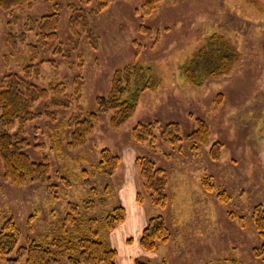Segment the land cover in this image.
Returning <instances> with one entry per match:
<instances>
[{"label": "rangeland", "instance_id": "1", "mask_svg": "<svg viewBox=\"0 0 264 264\" xmlns=\"http://www.w3.org/2000/svg\"><path fill=\"white\" fill-rule=\"evenodd\" d=\"M75 5L82 7L83 3L35 0L9 11L0 9L1 80L10 74L23 75L34 57L28 44H38L36 34L29 33L27 43L15 49L8 42L9 33L21 34L29 18L40 19L60 8L58 34L63 49L58 54H53L54 49L40 50L32 61L39 64V73L30 81L39 88L64 85L65 97L72 99L68 107L39 101L33 112L40 118L11 127V134L27 143L25 152L34 162L48 160L50 185L56 187L57 197L49 194L45 183L18 187L5 181L0 159V229L6 219L13 218L22 232L21 245L32 239L46 243L58 233V222L69 211V204L82 207L84 201L94 200L89 211L80 210L81 215L98 222L101 241L125 246L122 236L126 233L119 228L127 210H133L134 197L137 201L138 193L145 194L136 166L137 157L145 156L169 176L166 208L152 206L146 195L142 204L137 201L149 219L161 215L171 230L169 242L148 252L153 253L151 264L227 263L224 260L264 264V233L252 217L257 206L264 208V0H164L144 21L152 29L149 37L140 30L139 0H113L105 11L90 16L87 28L91 34L82 26L77 33L71 31L69 18ZM214 34L225 36L239 58L222 76L205 75L201 85L192 84L180 69ZM74 39L80 40L77 46ZM138 43L142 44L139 48ZM133 63L151 67L159 83L141 94L136 112L120 127H112V113L101 114L88 142L70 149L67 122L72 115L79 112V106L86 112L96 111V99L108 95L114 73ZM190 76L193 82L197 80L194 72ZM76 89L82 92L79 101H75ZM48 112H56V119L48 117ZM200 120L211 134L207 144L193 149L188 136L198 129ZM155 121L160 126L153 153L147 142L134 141L133 130L140 123ZM169 123L180 126L179 145L162 140L163 128ZM215 143L222 145L218 160L210 154ZM104 149L122 158L111 177L98 167ZM204 179L215 186L214 192L205 191ZM219 192L229 201H219ZM119 205L125 209V220L108 231L105 216ZM34 214L29 231L27 222ZM114 249L117 264L119 251ZM60 261L67 264V259Z\"/></svg>", "mask_w": 264, "mask_h": 264}, {"label": "trees", "instance_id": "2", "mask_svg": "<svg viewBox=\"0 0 264 264\" xmlns=\"http://www.w3.org/2000/svg\"><path fill=\"white\" fill-rule=\"evenodd\" d=\"M35 0H0V9L9 11L18 6L32 4ZM140 8L136 15L140 19V30L145 37L152 34V29L144 24L156 10L157 5L164 0H139ZM82 7L77 5L71 7L70 29L73 33L79 32L80 26L85 27L88 34L89 17L105 11L113 0H80ZM95 2V3H94ZM95 4V5H94ZM60 8L57 7L53 14L42 16L40 19L29 18L25 24L24 32L21 34L9 33L8 42L13 48L22 43H27V35L35 33L38 44H28L29 52L33 54L32 61L38 56L40 50L53 54L62 51L63 46L59 42L58 27L60 24ZM18 23V20H17ZM12 24V23H11ZM78 27V28H77ZM77 46L80 40L74 39ZM142 44L137 45L141 47ZM199 54L191 56L187 64L181 67L180 72L192 84H202L205 75L211 77L222 76L225 70H230L234 62L239 58L237 50L225 36L214 34L207 38ZM195 59V61H194ZM24 67L23 75L10 74L0 80V159L4 166V179L11 184L23 187L33 182L48 185V192L57 197L56 187L50 185V165L48 160L34 162L25 152L26 142L13 136L10 132L15 123L22 126L38 119L41 115L33 112L35 104L42 100L50 101L52 107L71 106L72 99L66 96L64 85H51L49 88H39L30 80L33 75L39 73V64ZM195 73L197 80L194 82L190 74ZM159 82L153 75V69L140 63H133L124 69L117 70L112 78L108 95L99 96L96 99L97 110L86 112L79 106V112L73 114L67 125L71 128L68 147L74 149L85 145L93 134L100 121L101 114L112 113L110 123L113 128L120 127L137 110L141 94L153 88ZM76 100L81 97V90L76 89ZM52 120L56 119V112L46 114ZM160 126L158 121L153 123L136 125L133 130V139L138 144L148 143L150 150L156 152V144L159 139L156 129ZM209 126L199 121V127L188 136L193 144V149L198 145L207 144L210 138ZM162 140L170 145L176 146L182 142L180 126L177 123H169L163 128ZM222 145L215 143L211 148L213 160L220 158ZM122 158L114 154L110 149L101 152L99 170L107 177L119 169ZM136 166L144 180L145 194L138 193L137 201L142 204L144 196L149 198L152 206L166 208L168 196L166 189L168 185V173L163 168H158L152 159L138 156ZM87 184L89 183V179ZM206 192L215 191V186L208 179L203 180ZM107 192L110 188H106ZM94 194L93 192H91ZM96 195V194H94ZM221 202H228L225 193H216ZM94 200L84 201L80 207L78 204H69V211L65 217L59 220L58 233L52 235L46 243L28 240L26 245H21L22 232L13 218L5 220L0 229V263L1 264H61V259H67V264H116L117 251L109 244L101 241V229L94 218L86 219L80 210L91 209ZM106 206V200L101 201ZM88 210V211H89ZM36 215L28 219L29 231H32L33 220ZM253 221L258 231L264 233V208L257 206L253 212ZM125 220V209L119 205L110 211L104 219V228L113 231ZM171 239V230L161 215L151 217L143 230L141 247L147 252H154L160 243H167ZM264 251V248L263 250ZM136 264H150L138 261Z\"/></svg>", "mask_w": 264, "mask_h": 264}, {"label": "crops", "instance_id": "3", "mask_svg": "<svg viewBox=\"0 0 264 264\" xmlns=\"http://www.w3.org/2000/svg\"><path fill=\"white\" fill-rule=\"evenodd\" d=\"M128 196H130V194ZM139 207L142 206L137 203L134 197L133 210L131 212L127 210L126 221L119 228V231H124V233H126L125 236H122L125 246L122 243L121 246H116L115 244H113L115 246H112L119 251V260L117 264H135L136 261L150 262V264L154 262L150 260V258L153 257V253L144 251L140 245V237L148 223L149 217L142 213ZM128 239L131 240L133 246H129ZM228 261L229 260H224L222 263L227 262L225 264H228Z\"/></svg>", "mask_w": 264, "mask_h": 264}]
</instances>
